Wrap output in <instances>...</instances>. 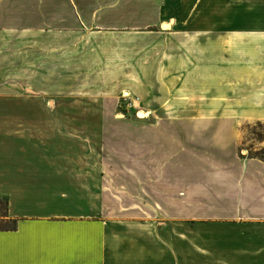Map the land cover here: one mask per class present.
Masks as SVG:
<instances>
[{"label":"crops","instance_id":"crops-1","mask_svg":"<svg viewBox=\"0 0 264 264\" xmlns=\"http://www.w3.org/2000/svg\"><path fill=\"white\" fill-rule=\"evenodd\" d=\"M189 5L0 0V264H264V30L193 39Z\"/></svg>","mask_w":264,"mask_h":264},{"label":"rangeland","instance_id":"rangeland-1","mask_svg":"<svg viewBox=\"0 0 264 264\" xmlns=\"http://www.w3.org/2000/svg\"><path fill=\"white\" fill-rule=\"evenodd\" d=\"M190 5L187 7L188 12L193 13H208L210 14V19H190V20H181L175 23L176 28L181 29H190L192 34H203V36L194 37L193 39L208 40L209 44L217 43L216 41L223 39L225 45L232 44L233 37L230 36L233 31L244 30V31H258L264 30V0H188ZM216 13H220L224 17L222 20L211 19L212 16ZM167 22V21H165ZM162 22V23H165ZM171 27V26H169ZM160 29H165L162 27V24L159 26ZM151 29H155L152 27ZM215 34H224L225 36L216 37ZM245 34V33H244ZM208 35V36H207ZM248 40V37H244ZM145 39H140V43L146 41ZM230 51L229 48H226L225 51ZM226 58H230V53L225 52ZM210 74L217 73L220 74L222 80L225 82V88L228 90L232 89V69L229 67L223 69H210ZM142 74L145 75V81H150L152 76V69L140 68V78ZM152 78V77H151ZM142 79V78H141ZM130 96V94H129ZM128 101L125 104H129V101L136 100L135 96L128 97ZM135 98V99H134ZM141 99V97H140ZM143 107H140V111L143 110ZM125 110V109H124ZM139 110V109H138ZM139 111V112H140ZM139 112H136L135 115L137 119L144 118L139 116ZM257 123L264 126V121H252L245 122L241 126L242 131V142L240 146V154L248 155L249 151H255L264 146V129L262 127H257ZM254 131H261V138L258 139V136ZM3 214V209L0 208V223L4 224L5 217L1 216Z\"/></svg>","mask_w":264,"mask_h":264},{"label":"trees","instance_id":"trees-1","mask_svg":"<svg viewBox=\"0 0 264 264\" xmlns=\"http://www.w3.org/2000/svg\"><path fill=\"white\" fill-rule=\"evenodd\" d=\"M257 127H262L264 129V126L262 124L257 123ZM254 133L258 136V139L261 138V131H254ZM249 157H256L262 161H264V146L260 149H257L255 151H249L248 154ZM0 208L3 209V214L1 216L5 217L4 224L0 223V230H11L15 228L16 220L14 218H10L7 213V198L6 197H0Z\"/></svg>","mask_w":264,"mask_h":264},{"label":"bare ground","instance_id":"bare-ground-1","mask_svg":"<svg viewBox=\"0 0 264 264\" xmlns=\"http://www.w3.org/2000/svg\"><path fill=\"white\" fill-rule=\"evenodd\" d=\"M168 26H169L168 24H165V25H164L165 28L168 27Z\"/></svg>","mask_w":264,"mask_h":264}]
</instances>
